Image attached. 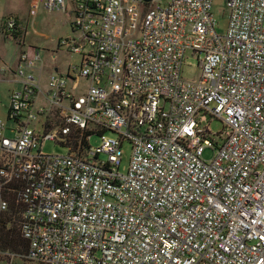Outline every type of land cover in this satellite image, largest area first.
I'll return each mask as SVG.
<instances>
[{
    "label": "built area",
    "instance_id": "2783aa9c",
    "mask_svg": "<svg viewBox=\"0 0 264 264\" xmlns=\"http://www.w3.org/2000/svg\"><path fill=\"white\" fill-rule=\"evenodd\" d=\"M29 1L70 36L38 49L0 22L17 84L0 236L14 224L24 245H0V264H264V0H223L222 33L212 0Z\"/></svg>",
    "mask_w": 264,
    "mask_h": 264
},
{
    "label": "rangeland",
    "instance_id": "374dc122",
    "mask_svg": "<svg viewBox=\"0 0 264 264\" xmlns=\"http://www.w3.org/2000/svg\"><path fill=\"white\" fill-rule=\"evenodd\" d=\"M211 14L213 17L214 30L217 33H222L226 26V10L223 5V0H212ZM33 15L34 9L29 0H0V18L5 16H12L16 18L21 26L25 28V33L22 35L23 45L30 44L38 47L39 49L52 44L47 42V38L55 39L57 36H70V31L67 24L68 18L66 15L59 12L45 13L39 9L36 11L35 15ZM30 19L32 20L31 26L36 34H33L31 32V29L29 27ZM14 52L15 46L13 43V39L6 35L0 34V68L3 65H12ZM64 58V62H74L76 60V56L73 54H67ZM58 60L59 58L55 60L57 64H59ZM179 73L182 78L187 79L196 76L197 68L195 65L194 55H190L189 53H185L183 55ZM0 77L2 78L0 79V121H3L5 125L9 126L11 124V121L5 120L7 95L8 92L17 84L15 82H12L11 80H8L11 78L10 73L0 72ZM203 122H206V120H204ZM207 124L211 131H218L220 128L219 122L216 120H209ZM3 134L8 135V132L4 131ZM105 134L110 135L109 133ZM98 142L99 140L96 135H92L88 139V144L90 146H95L98 144ZM42 151L48 153L63 152L62 149L53 145L50 141H45L43 143ZM126 155L127 150H125V153L122 156L119 170H123ZM202 155L203 157L209 156V151L204 150ZM12 229L13 233H11L12 235H14L16 232L14 224L11 225V230ZM8 231L1 234L0 236V245H3V247L7 246L4 245L3 239H1V237L4 234H7ZM18 248L19 247L16 246L14 249Z\"/></svg>",
    "mask_w": 264,
    "mask_h": 264
},
{
    "label": "trees",
    "instance_id": "16d2710c",
    "mask_svg": "<svg viewBox=\"0 0 264 264\" xmlns=\"http://www.w3.org/2000/svg\"><path fill=\"white\" fill-rule=\"evenodd\" d=\"M4 17H1L0 19L2 20ZM13 229L9 230L7 234H4L1 239H3L4 245L10 247L11 249H14L16 246H21V248L24 247L23 243L21 240L18 238L17 233L15 232L14 235H12ZM6 235V236H5Z\"/></svg>",
    "mask_w": 264,
    "mask_h": 264
},
{
    "label": "crops",
    "instance_id": "0c3cea01",
    "mask_svg": "<svg viewBox=\"0 0 264 264\" xmlns=\"http://www.w3.org/2000/svg\"><path fill=\"white\" fill-rule=\"evenodd\" d=\"M0 79H2V78L0 77ZM8 80H11L12 82H14V77L11 75V78Z\"/></svg>",
    "mask_w": 264,
    "mask_h": 264
},
{
    "label": "water",
    "instance_id": "95a60500",
    "mask_svg": "<svg viewBox=\"0 0 264 264\" xmlns=\"http://www.w3.org/2000/svg\"><path fill=\"white\" fill-rule=\"evenodd\" d=\"M143 1H148V0H143Z\"/></svg>",
    "mask_w": 264,
    "mask_h": 264
}]
</instances>
